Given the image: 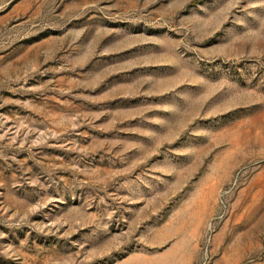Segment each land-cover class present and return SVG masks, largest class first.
Wrapping results in <instances>:
<instances>
[{"label":"rangeland","instance_id":"1","mask_svg":"<svg viewBox=\"0 0 264 264\" xmlns=\"http://www.w3.org/2000/svg\"><path fill=\"white\" fill-rule=\"evenodd\" d=\"M0 264H264V0H0Z\"/></svg>","mask_w":264,"mask_h":264}]
</instances>
